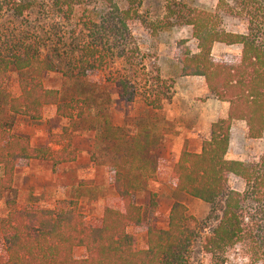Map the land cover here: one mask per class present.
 <instances>
[{
  "label": "trees",
  "instance_id": "trees-1",
  "mask_svg": "<svg viewBox=\"0 0 264 264\" xmlns=\"http://www.w3.org/2000/svg\"><path fill=\"white\" fill-rule=\"evenodd\" d=\"M142 1L0 0V88L11 72L24 74L8 111L37 122L45 107L55 106L59 116L79 118L83 109L74 100H62L58 90L45 88L39 78L56 71L59 63L74 78L103 73L126 102L160 108L167 93L158 76L146 70L130 33L134 22L155 31L140 13ZM220 13L245 21V32L225 30ZM168 18L189 27L196 42V52L177 45L179 75L203 78L210 95L228 104L227 118L211 124L200 152L183 151L170 173L178 192L209 205L207 220L213 226L191 227L186 207L174 202L167 228H153L155 201L136 204L118 173L113 183L119 206L105 208L97 227L85 223L76 204L55 212L7 202L0 219L7 259L1 264H204L193 257L196 247L207 264H227L229 252L238 248L249 264H264V152L256 161L227 158L232 121H243L251 140L264 136V0H218L214 11L182 5ZM215 44L237 46L240 53L215 57ZM75 157L67 144L49 158L0 123V190H9L14 171L32 160L65 163ZM231 180L240 188L232 187ZM129 227L145 231V248L127 232ZM77 247L85 249L84 259L74 258Z\"/></svg>",
  "mask_w": 264,
  "mask_h": 264
},
{
  "label": "rangeland",
  "instance_id": "rangeland-1",
  "mask_svg": "<svg viewBox=\"0 0 264 264\" xmlns=\"http://www.w3.org/2000/svg\"><path fill=\"white\" fill-rule=\"evenodd\" d=\"M101 2L102 0H89ZM117 1V0H114ZM218 0H143L140 13L155 31L138 22L131 23L130 33L143 56L150 76H158L159 87L167 93L161 107L153 109L136 100L126 102L120 91L106 81V75L95 72L84 78H74L70 70L59 63L56 71L39 75L47 89L61 93L62 100H74L82 115L66 119L56 113L55 106L44 108L37 122L11 114L8 101L18 92V79L24 74L11 72L0 88V123L12 135L26 138L30 145L49 158L67 144L75 149L74 161L55 163L47 158L30 161L14 171L12 186L0 190V219L8 211L7 202L16 207H33L55 212L65 211L76 204L84 221L91 227L100 225L107 207L119 206L114 178L122 175L134 202L146 206L155 201L151 225L167 228L168 215L174 202L187 209L189 225L201 228L213 226L207 220L209 205L178 192L170 183V173L183 151L197 153L210 138L212 123L227 118L228 104L213 98L200 77H181L175 59L179 43L196 52V42L187 26L173 24L168 18L179 7L214 11ZM169 7V9H168ZM169 10V11H168ZM223 28L243 33L246 22L222 15ZM172 23V25H169ZM166 27V29H163ZM240 48L215 44L212 54L218 58L237 56ZM264 152V136L259 140L247 137L246 124L232 121L227 158L256 161ZM230 185L240 188L231 180ZM205 229L203 234L208 233ZM140 248L146 247L143 229L129 227ZM240 248L229 252L227 264H249ZM75 259L86 257L85 249L73 251ZM194 258L208 263V258L196 247ZM7 259L0 237V264Z\"/></svg>",
  "mask_w": 264,
  "mask_h": 264
},
{
  "label": "crops",
  "instance_id": "crops-1",
  "mask_svg": "<svg viewBox=\"0 0 264 264\" xmlns=\"http://www.w3.org/2000/svg\"><path fill=\"white\" fill-rule=\"evenodd\" d=\"M198 152H200V151H198ZM198 152H197V153H198Z\"/></svg>",
  "mask_w": 264,
  "mask_h": 264
}]
</instances>
